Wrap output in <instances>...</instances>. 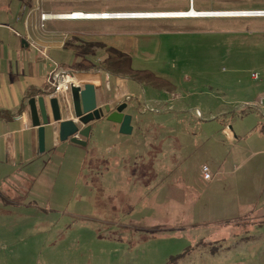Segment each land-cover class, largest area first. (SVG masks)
<instances>
[{
  "label": "rangeland",
  "instance_id": "obj_1",
  "mask_svg": "<svg viewBox=\"0 0 264 264\" xmlns=\"http://www.w3.org/2000/svg\"><path fill=\"white\" fill-rule=\"evenodd\" d=\"M33 2L48 14L188 9V0ZM193 8L262 10L264 0H193ZM59 29L82 51L69 50L60 69L74 79L114 48L175 88L128 78L117 87L124 77L93 71L100 105H127L130 136L101 119L80 148L58 144L54 124L46 152L24 165L9 161L0 140V264H59L73 254L82 262V246L98 248L97 264H168L186 249L172 264H264V109L256 106L264 19L80 20Z\"/></svg>",
  "mask_w": 264,
  "mask_h": 264
},
{
  "label": "crops",
  "instance_id": "obj_2",
  "mask_svg": "<svg viewBox=\"0 0 264 264\" xmlns=\"http://www.w3.org/2000/svg\"><path fill=\"white\" fill-rule=\"evenodd\" d=\"M42 13L45 12H40L33 0H0V140H5L9 161H17L21 165L31 162L35 155L42 154L38 149L37 129L30 125L28 101L40 96H44L46 101L57 97L53 95L48 80L52 71H61L69 57V49L65 48L67 34L59 28L63 21L76 22L58 19L42 21L39 18ZM75 77L77 81L83 82L82 85L91 84L95 87L97 104L100 106L103 96L99 87L100 75L93 70L78 71ZM116 80L119 82L116 83L117 87L125 88L123 81L126 78ZM59 97L65 98L68 94L65 97L60 95L58 99ZM45 133L51 142L53 139L48 127L45 128ZM50 149L51 147L48 150ZM134 155L140 160L142 154L140 152ZM77 252L83 254L87 262L71 261L73 254L59 264H97L91 260L94 254L99 253L98 248L82 246Z\"/></svg>",
  "mask_w": 264,
  "mask_h": 264
},
{
  "label": "water",
  "instance_id": "obj_3",
  "mask_svg": "<svg viewBox=\"0 0 264 264\" xmlns=\"http://www.w3.org/2000/svg\"><path fill=\"white\" fill-rule=\"evenodd\" d=\"M102 109L97 104L95 87L91 84L78 85L72 83L69 89V99L60 102L57 97H51L46 101L44 96L31 98L28 101L30 125L37 129L38 149L40 153L45 150V128L57 126V134L60 142H70L79 146H86L93 121L100 120L111 108L108 104ZM127 105L125 103L108 114L107 122L119 126V133L130 135L133 127L131 116L124 114ZM49 108V111H48ZM64 114L67 116L63 118Z\"/></svg>",
  "mask_w": 264,
  "mask_h": 264
},
{
  "label": "built area",
  "instance_id": "obj_4",
  "mask_svg": "<svg viewBox=\"0 0 264 264\" xmlns=\"http://www.w3.org/2000/svg\"><path fill=\"white\" fill-rule=\"evenodd\" d=\"M193 0H188V9L186 11H174V12H130V13H83L72 12L68 14H48L42 13L40 19L42 21L47 20H121V19H189V18H263L264 9L262 10H210V11H198L197 17H186V12L192 11ZM256 77V76H254ZM49 84L54 96H67L69 93L70 85L75 83V79L70 74L64 71H52L49 77ZM259 108H264V97H260L256 105ZM226 135L227 132L224 131ZM201 173L204 180H211L212 175L209 168L206 165L201 167Z\"/></svg>",
  "mask_w": 264,
  "mask_h": 264
},
{
  "label": "trees",
  "instance_id": "obj_5",
  "mask_svg": "<svg viewBox=\"0 0 264 264\" xmlns=\"http://www.w3.org/2000/svg\"><path fill=\"white\" fill-rule=\"evenodd\" d=\"M65 48L69 50H73L77 53H81L82 51L76 46H69L67 43L65 44ZM110 55L106 58L100 60L98 63L90 66L84 67L81 71L83 72H91L92 70L95 72H105L111 74L113 76L124 77L131 79L141 86H146L156 90H166L173 91L175 86L168 80L157 76L150 70H138L132 67V58L130 55L120 52L114 48L109 49ZM188 251L186 249L183 253H179V255L175 257H170L168 264H172L174 261L180 260L181 257Z\"/></svg>",
  "mask_w": 264,
  "mask_h": 264
},
{
  "label": "flooded vegetation",
  "instance_id": "obj_6",
  "mask_svg": "<svg viewBox=\"0 0 264 264\" xmlns=\"http://www.w3.org/2000/svg\"><path fill=\"white\" fill-rule=\"evenodd\" d=\"M121 104H123V103H118V104H117L114 108H112L108 113H105L104 116H103L101 119H105V118L108 116L109 113L115 111V110L117 109V107L120 106ZM103 105H104V104H103ZM103 105H100V107H101L102 109H105ZM65 119H66V118H65ZM101 119H100V120H101ZM98 121H99V120H98ZM94 122H97V121H93V122L91 123V126H92V124H93Z\"/></svg>",
  "mask_w": 264,
  "mask_h": 264
},
{
  "label": "bare ground",
  "instance_id": "obj_7",
  "mask_svg": "<svg viewBox=\"0 0 264 264\" xmlns=\"http://www.w3.org/2000/svg\"><path fill=\"white\" fill-rule=\"evenodd\" d=\"M186 13H187V15H185L186 17H197L199 12L198 11H195L193 9L192 11L186 12ZM75 84H76V82H75Z\"/></svg>",
  "mask_w": 264,
  "mask_h": 264
}]
</instances>
